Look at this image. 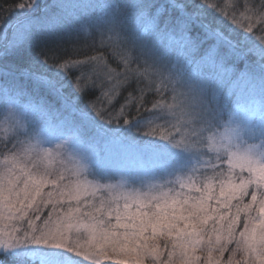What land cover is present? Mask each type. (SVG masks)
Masks as SVG:
<instances>
[{
    "label": "trees",
    "instance_id": "trees-1",
    "mask_svg": "<svg viewBox=\"0 0 264 264\" xmlns=\"http://www.w3.org/2000/svg\"><path fill=\"white\" fill-rule=\"evenodd\" d=\"M32 1L0 0V37L4 29L8 32L13 23L16 25L22 19L23 8ZM196 2L201 4L209 16L222 21L221 28L234 29L241 36H248L250 42L256 45L264 38V22L260 20V15L264 14L261 12V0H196ZM68 3L83 7L72 10L69 18L65 10L58 7L60 4ZM145 3L152 5L143 10L144 16L148 17L151 23L142 22L137 16L138 7ZM166 3L167 0H49V4H40L45 8L40 17L53 20V24L34 36L23 46L22 52H13L9 55H5V51L2 52L0 56L2 70L18 71L19 77L12 81L5 77L1 78L0 82L5 84L0 91V104L2 103V106L8 104L10 107L7 98H15L19 106L14 107V112L16 116L21 117L26 116L22 114L25 110L30 112L34 106L43 105L47 109V116L40 120L51 121L55 131H62L65 135H69L74 126L86 122L85 142L88 144L89 139L97 133L95 127H99L102 132L113 130L114 137L134 140L146 149L147 155L152 159H162V170H180L181 173L193 176L196 183H222L226 177L235 183L237 176L241 177L239 183H248L250 179H254L251 172L236 176L227 167L231 152L237 150L238 146L243 149L241 142L229 141L225 157L218 159H214L213 154L209 153L205 142L214 132L220 130L222 119L225 117L230 119L234 113L236 98L230 93L228 83H225L214 102L216 115L211 123L196 122L189 115L192 101L185 95L186 89L181 86L189 71L185 65L190 62L191 68L198 69L203 75H209L212 69L206 64H197L198 61H203L207 54L203 50L204 47L180 48L178 44L182 39L180 30L172 24H166L170 13L161 7ZM51 4H54L55 8L49 9L48 6ZM114 22L118 25L115 29ZM141 22L150 24V29L155 31L154 33L148 31L143 36L144 41L154 49V54L162 58L159 72L155 69L159 62L153 61L155 56L150 50L152 64L145 65L138 50L139 45L135 53L126 45V41L132 36H142L137 34L136 28ZM249 26L252 27L251 33L245 31ZM11 52L12 49L9 53ZM257 61L258 57L249 54L236 64L228 60L225 63L226 65L233 63L239 69L240 67L245 69L246 66L252 72L257 70L260 72ZM52 80L62 86L66 96H72L76 109L69 111L63 108V101L47 89L46 82ZM77 82H80L79 91L76 90ZM174 89L180 92L179 100L175 103L172 102ZM2 118L0 114V158L25 148L38 147L32 146L31 133L39 137L36 132L41 125L34 122L22 130L17 129L15 132L18 134L14 135V132H7L1 128ZM108 120L111 123L105 122ZM125 120L132 124H125ZM87 122L93 125L90 131L87 129ZM59 123L63 125L62 129L57 128ZM77 136L80 137L79 133ZM176 138L182 142H177ZM173 144H177L178 147H173ZM219 161L224 164H220ZM116 172L119 175V171ZM107 177L113 180L112 175L109 174ZM253 187V185L248 187V193ZM104 195V191H97L91 195L85 194L73 205L64 204L65 201L57 203L56 213L51 218L48 214L47 220L54 221L58 214L64 215L68 211L73 217L72 228L81 232L85 240L90 241L89 232L84 228V225L89 223V218L83 213L86 208L94 210L90 207L92 204L98 207L102 202H106ZM250 199V194L243 196L241 207L251 201ZM219 202V200L209 202L208 205L210 208H217ZM237 203V200H232L228 207H219L217 215L230 217L236 212L234 206ZM52 207L53 205L49 210L46 209L48 213L52 212ZM239 215L236 225L237 236L243 230L245 219V214ZM253 215L256 216L257 212ZM44 218L47 217L45 215L38 217L35 229L45 227L42 221ZM212 223L209 221L206 227H210ZM163 245L166 250H159L160 261L165 264L168 258L165 253L168 251V245L165 242ZM235 247V243H230L223 253L213 249L212 264H229L230 260L231 264H244L241 252L233 254L232 249ZM33 252V258L24 262L21 259L10 260L6 256L0 258V262L48 264L45 260L51 259L44 247ZM192 255L196 257L197 264H208L209 252L206 246L201 245ZM70 260L72 259L69 256L68 261ZM82 261L83 259L77 258V262Z\"/></svg>",
    "mask_w": 264,
    "mask_h": 264
},
{
    "label": "snow or ice",
    "instance_id": "snow-or-ice-1",
    "mask_svg": "<svg viewBox=\"0 0 264 264\" xmlns=\"http://www.w3.org/2000/svg\"><path fill=\"white\" fill-rule=\"evenodd\" d=\"M58 7L64 9L65 14L70 18L72 10L83 6L68 3L60 4ZM150 7H152L150 3L138 7L137 16L142 22L151 23V20L145 17L143 13L144 9ZM161 7L170 13L166 24L174 25L181 32L182 39L178 42L181 49L207 45V55L203 61H198L197 64H206L212 69V72L209 75L200 74L198 69H192L190 62H187L185 67L189 71L181 84L186 89L185 95L192 101L189 115L194 121L211 123L215 119L214 102L222 92L225 83L231 82L226 79L230 76L231 70L225 67V57L218 56L217 53L226 51L236 57H246L249 54L258 57L260 79L264 81V38H261L259 45H256L250 42L248 36H241L234 29L221 28L222 21L214 16H209L196 0H167V3ZM261 12L264 13V0H261ZM260 20L264 22V14L260 15ZM46 27V24H33L30 20L19 22L18 26H15L12 44L5 48V55L22 52L23 46L34 36L44 31ZM117 27L118 25L114 22V29ZM245 31L251 33L252 27H247ZM185 33L188 35L185 36ZM126 45L130 46L135 53L138 45H142V41L139 37L132 36L126 41ZM9 48L12 49L11 53H9ZM240 79L255 82L256 77L255 75H245ZM46 87L53 95L63 101V108L69 111L76 109L72 96H66L62 91V86L58 85L55 80L47 81ZM76 90H80V82H77ZM7 102L13 107L19 106L15 98L8 97ZM22 114L30 115L33 119H41L47 116V109L43 105H36L30 112L25 110ZM105 122L111 123L110 120ZM124 123L132 124L128 120H125ZM236 134H238L237 129L229 130V135ZM173 147H178V145L173 144ZM253 156L254 154H249L242 167H247L249 172L255 173V178L250 179L247 184L242 182L238 186L230 187L227 190L226 199L219 202V207H228L232 200L238 201L234 206L236 212L230 217L217 215L219 207H209L208 200L212 197L207 196L208 191H210L208 189H206L204 196H201L194 203L187 205V201H185L187 207L184 208V212L173 206L175 201L173 205L157 203L154 212L148 209L147 205L144 206L148 209L146 211L130 212L127 203L121 210L119 206L113 207L111 202H102L98 207L95 204L90 205L91 209L94 210L86 208L83 213L89 218V223L84 225V228L89 232L90 243L95 241V245H98L103 251L99 257L93 252L85 253L78 245H74L69 240L65 230H61L59 227H49L51 219L45 221L44 228H37L31 232L26 231L24 237L15 240V242H13L16 235L15 230L8 234L9 239L7 240L3 238V230H0V249L8 251L20 244L30 242L63 250L70 257H72L71 253H75L77 256L84 255L85 259L94 261L110 258L115 259L118 264H162L160 261L161 252L155 242L159 234L172 239L171 250L167 253V264H173L172 257L177 254V250H179L182 264H196V257L192 253L201 245L207 247L209 252L208 264H212V250L215 249L223 253L230 243L236 245L232 249L233 254L236 252L243 254L244 264H264V167L256 172ZM21 172L22 175H17L13 169H10L7 173H0V219L5 216L23 218L27 211L32 209L34 204H37V197H41V190L48 183L46 179L34 178L29 171L21 169ZM53 183L55 184V182ZM249 185L254 186L250 193L247 191ZM65 188L69 189L67 193L64 191ZM58 191L61 197L67 194L79 201L85 194H94V186L90 187L87 182L77 181L74 184L70 182L69 185H64ZM225 191L222 186L221 194L224 195ZM248 194L251 195V203L241 207L243 196ZM124 199L127 202L129 197L125 196ZM41 202L53 205L52 212L49 213V218H51L56 213V205L59 201H54L53 192H48L46 197H41ZM254 204L259 205L258 217L251 215ZM40 210L37 205L36 213L38 214ZM241 212L245 214V219L243 230L237 236L236 225ZM105 216L108 217L107 220L104 219ZM113 216L115 223H111ZM72 220L71 214L65 217V222L69 225L72 224ZM209 221L213 223L210 227H206L209 225ZM225 221H227L226 225ZM178 223H182L183 227H178ZM121 229L123 231H120ZM149 231L150 235H146ZM229 264H231V260Z\"/></svg>",
    "mask_w": 264,
    "mask_h": 264
},
{
    "label": "rangeland",
    "instance_id": "rangeland-1",
    "mask_svg": "<svg viewBox=\"0 0 264 264\" xmlns=\"http://www.w3.org/2000/svg\"><path fill=\"white\" fill-rule=\"evenodd\" d=\"M44 3L49 4V0H33L26 8H23V12L21 13L23 17L19 22L30 20L33 24L43 23L47 25L46 28L51 27L53 20L40 17L45 11V8L40 6V4ZM48 8H55V5L51 4ZM19 22L16 25L13 23L8 32L4 29L0 37V56L5 51L6 46L12 44L16 30L15 26H18ZM136 28L137 34L142 35L139 37L141 41L145 40L143 35L147 31H151V33L155 32L142 22L138 23ZM160 30L162 32V27ZM148 46L150 44L144 41L143 45H139L140 48L138 49L143 56L142 62L145 65L152 64V60L149 58L150 48ZM205 49L206 45L203 50ZM10 50L11 48H9ZM217 54L224 56L225 59L229 58V61L237 63L243 59V57L230 55L226 51H221ZM153 61L157 62L158 57H155ZM202 65L205 64L202 63ZM160 66V63H158V66H155L156 71L159 72ZM237 66L240 67V65ZM225 67L231 70L230 76L226 77V79L231 81L228 83V88L230 93L236 98L234 104L235 110L232 113V118H223L220 124V130L214 132L206 139L207 149L210 154H213L214 159H218L225 157V149L229 148V141L241 142L243 149L238 146L237 150H234L228 156L229 163L227 167L230 168L228 170H231L236 176L243 173H250L248 168L242 167V165L245 164L249 154H254V168L258 172L261 167H264V81L257 74L255 75L257 85L246 79L239 80L242 76L252 75V70L247 69L246 66L245 69H242V67L239 69L233 63H230L228 65L225 64ZM4 77L7 80L11 79L10 81L15 80L19 77L18 71L11 69L4 71L0 65V81ZM232 77L234 78L229 79ZM4 84L0 82V91L3 90ZM179 97L180 92L175 89L172 102H177ZM0 110V114L3 116L1 128L7 132H14V135L18 134L15 132L18 131L17 129L22 130L27 125H33L34 122L42 126L38 127L36 132L42 138L30 132L33 135L31 139L32 146L37 145L38 147H29L28 149L25 148L12 154L4 155V157L2 156L0 158V173H7L10 169H13L17 175H22L21 169H24L31 172L36 179H46L48 183L43 186L41 197H46L48 192H53V200L59 201V203L65 201L64 204L72 203L73 205L74 202H79L67 194L61 197L58 191L64 185H69L70 182L74 184L79 181L87 182L90 187L94 186V192L104 191L106 202H111L113 207L119 206L121 210L124 209L127 203L128 211L130 212L146 211L148 209L154 212L156 211L157 203L160 205H173L175 201L173 206L181 212H184V208L187 205L194 203L201 196H204L206 189L210 190L207 196L212 197V199L208 200V203L218 200L224 201L227 196V190L230 187L241 184L239 183L241 177L238 176L235 183H232V180L228 177L222 183H196L193 176L181 173L180 170L164 171L162 170V159H152V157L147 155L146 149L138 145L134 140H127L118 136L114 137L113 130H104L102 132L99 127H95L97 133L89 139L90 144H88L85 142L87 139L86 122L74 126L70 134L65 135L62 131H55L53 124L50 123L51 121L33 119L30 115L25 117L16 116L12 105L10 107L8 104L2 106L1 103ZM92 127L93 125L87 122L88 131ZM57 128L62 129L63 125L59 123ZM231 129H237L238 134L229 135V130ZM77 133H79L80 137L77 136ZM176 140L177 142H182L180 139L176 138ZM248 146L249 148L247 149ZM220 164L224 163L220 162ZM116 171H119V175ZM109 174L112 175L113 180L107 177ZM251 174L255 178V173L251 172ZM61 177H64V179H61ZM222 186L226 190L224 195L221 194ZM68 190L65 188V193ZM125 196L129 197L127 202L124 199ZM207 196H205V199H207ZM41 197H37V204H34L33 208L29 209L23 218H9L5 216L3 219H0V230H3V238L5 240L9 239L8 234L12 233L13 230L16 233L13 242L22 239L26 231L31 232L35 230L37 219L41 215L47 217L42 220L43 224H45V221L48 219L49 207L52 204L41 202ZM185 201H187V205ZM249 203L251 201L246 204ZM37 205L41 209L38 214L35 211ZM145 205L148 206V209L144 207ZM181 205H184V207H181ZM258 208L259 205L254 204L251 214L253 215L254 212H257L256 216L258 217ZM169 212L171 214L170 209ZM67 213L71 214L68 211L64 215L58 214L59 216L54 221H51L48 226L52 228L59 227L61 230H65L69 240L74 245H78L85 253L93 252L96 253L97 257L102 255L103 251L98 245H95V241H91L90 243V241L85 240L81 232L75 231L71 225L65 222ZM185 214L187 213L185 212ZM241 214L244 213L241 212ZM107 219L108 217L105 216V220ZM111 223H115L114 216ZM177 226L182 228L183 224L178 223ZM120 231H123V229ZM146 235H150V231ZM155 242L158 250H166L165 245L162 246L164 242L168 245V251L165 253L171 250V238L158 234ZM43 247L51 257V259L45 260L48 264H118L115 259L105 258L94 261L85 259L84 255L77 256L75 253L70 254L72 260L68 261L69 255L65 251L52 249L44 244L30 242L20 244L8 251L0 249V254H2V257H9L8 259H21L24 262L25 260L33 258V251L35 249L41 250ZM108 252L110 254V249ZM77 258H81L83 261L81 263L77 262ZM167 261L168 258L165 260V264H167ZM172 262L173 264H182L179 250L172 257ZM197 263L198 261H196Z\"/></svg>",
    "mask_w": 264,
    "mask_h": 264
}]
</instances>
